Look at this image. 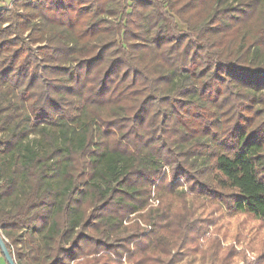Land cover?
<instances>
[{"label":"trees","instance_id":"trees-1","mask_svg":"<svg viewBox=\"0 0 264 264\" xmlns=\"http://www.w3.org/2000/svg\"><path fill=\"white\" fill-rule=\"evenodd\" d=\"M206 202L264 220V0L0 6L16 264H174Z\"/></svg>","mask_w":264,"mask_h":264},{"label":"rangeland","instance_id":"rangeland-1","mask_svg":"<svg viewBox=\"0 0 264 264\" xmlns=\"http://www.w3.org/2000/svg\"><path fill=\"white\" fill-rule=\"evenodd\" d=\"M8 1L0 0V5ZM179 27L185 28L182 24ZM202 205L194 220L203 226L197 243L188 241L174 264H255L259 250L264 248V220L229 212L223 206L213 210L208 202Z\"/></svg>","mask_w":264,"mask_h":264},{"label":"water","instance_id":"water-1","mask_svg":"<svg viewBox=\"0 0 264 264\" xmlns=\"http://www.w3.org/2000/svg\"><path fill=\"white\" fill-rule=\"evenodd\" d=\"M0 251L5 259V262L7 264H16L11 256V254L9 253V250L7 249V246L4 242V238L0 233Z\"/></svg>","mask_w":264,"mask_h":264},{"label":"crops","instance_id":"crops-1","mask_svg":"<svg viewBox=\"0 0 264 264\" xmlns=\"http://www.w3.org/2000/svg\"><path fill=\"white\" fill-rule=\"evenodd\" d=\"M12 1H13V0H9L8 3H6V2H2L0 6L10 5V3H11ZM0 264H7V263L5 262V259H4L3 255H2L1 251H0Z\"/></svg>","mask_w":264,"mask_h":264}]
</instances>
